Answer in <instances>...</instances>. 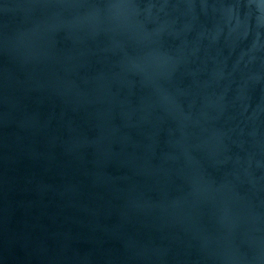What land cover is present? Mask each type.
Instances as JSON below:
<instances>
[{
    "label": "water",
    "instance_id": "water-1",
    "mask_svg": "<svg viewBox=\"0 0 264 264\" xmlns=\"http://www.w3.org/2000/svg\"><path fill=\"white\" fill-rule=\"evenodd\" d=\"M260 0H0V264H264Z\"/></svg>",
    "mask_w": 264,
    "mask_h": 264
},
{
    "label": "clouds",
    "instance_id": "clouds-1",
    "mask_svg": "<svg viewBox=\"0 0 264 264\" xmlns=\"http://www.w3.org/2000/svg\"><path fill=\"white\" fill-rule=\"evenodd\" d=\"M258 7H264V0H260Z\"/></svg>",
    "mask_w": 264,
    "mask_h": 264
}]
</instances>
